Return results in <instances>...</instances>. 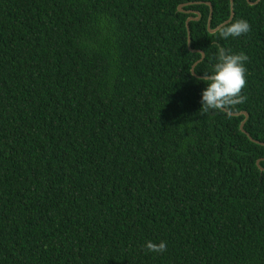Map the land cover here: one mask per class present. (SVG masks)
Listing matches in <instances>:
<instances>
[{
	"label": "trees",
	"instance_id": "trees-1",
	"mask_svg": "<svg viewBox=\"0 0 264 264\" xmlns=\"http://www.w3.org/2000/svg\"><path fill=\"white\" fill-rule=\"evenodd\" d=\"M230 1L0 0V264H264V0ZM219 47L247 100L204 113Z\"/></svg>",
	"mask_w": 264,
	"mask_h": 264
},
{
	"label": "clouds",
	"instance_id": "clouds-1",
	"mask_svg": "<svg viewBox=\"0 0 264 264\" xmlns=\"http://www.w3.org/2000/svg\"><path fill=\"white\" fill-rule=\"evenodd\" d=\"M251 29L246 19H238L218 27L217 31L222 38L240 37ZM217 62L211 73H204L201 79L207 81L206 88L202 91L200 111L207 113L210 110L226 111L246 102L247 97L242 95V90L247 85L246 62L249 57L244 52L232 53L230 49L219 47L216 54ZM149 252L162 253L166 251L165 241L145 244Z\"/></svg>",
	"mask_w": 264,
	"mask_h": 264
},
{
	"label": "water",
	"instance_id": "water-1",
	"mask_svg": "<svg viewBox=\"0 0 264 264\" xmlns=\"http://www.w3.org/2000/svg\"><path fill=\"white\" fill-rule=\"evenodd\" d=\"M257 1V0H256ZM229 2H230V4H231V1L229 0ZM248 2V1H247ZM248 4H251V3H248ZM206 5L208 6V8H209V16H208V19H207V23H206V28H207V31L209 32V33H213V32H215L217 29H218V27L219 26H221V25H224V24H226V23H228L229 21H230V19H231V16H232V12L230 11V13H229V17H228V19L226 20V21H224L222 24H220L218 27H216L214 30H209L208 29V25H209V18H210V12H211V8H210V5H209V3H206ZM182 6L183 5H180V6H178L177 7V11L178 12H181L182 11ZM191 20H196V18L195 19H193V18H187L186 20H185V29H186V35H187V48L189 49V47H188V44H189V33H188V28H187V23L189 22V21H191ZM200 59L197 61V62H199L200 60H201V58H202V54H200ZM196 62V63H197ZM195 63V64H196ZM194 64V65H195ZM194 65H192V67H191V69H190V72H191V74L193 75V71H192V69H193V67H194ZM230 114V113H229ZM230 115H233V116H236V115H243V117H244V120H245V118H246V113H239V114H230ZM244 120L239 124V129L241 130V132H243L242 131V125H243V122H244ZM255 165L256 166H258V161H256L255 162ZM259 170H260V168H259Z\"/></svg>",
	"mask_w": 264,
	"mask_h": 264
}]
</instances>
